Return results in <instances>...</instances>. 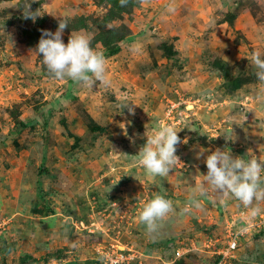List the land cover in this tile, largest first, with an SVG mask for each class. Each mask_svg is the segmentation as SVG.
<instances>
[{
  "label": "rangeland",
  "instance_id": "rangeland-1",
  "mask_svg": "<svg viewBox=\"0 0 264 264\" xmlns=\"http://www.w3.org/2000/svg\"><path fill=\"white\" fill-rule=\"evenodd\" d=\"M28 4L35 21L24 18ZM111 8L0 0V264H105L128 248L139 254L131 264H214L236 232L224 264H264V200L251 216L231 195L197 191L202 148L264 162V92L251 67L254 51L264 58V0H129L106 21ZM59 20L65 44L81 33L103 54L109 86L55 80L30 53L34 27L55 33ZM107 46L121 50L107 56ZM163 126L187 143L176 145L181 164L154 177L134 156L146 128ZM155 193L174 211L149 234L139 212ZM190 197L199 209L185 211ZM178 249L191 250L176 259Z\"/></svg>",
  "mask_w": 264,
  "mask_h": 264
},
{
  "label": "clouds",
  "instance_id": "clouds-1",
  "mask_svg": "<svg viewBox=\"0 0 264 264\" xmlns=\"http://www.w3.org/2000/svg\"><path fill=\"white\" fill-rule=\"evenodd\" d=\"M128 0H120L121 6H126ZM167 12H174L175 7L170 3L166 7ZM25 19L35 21L38 10L31 11V4L26 5L23 12ZM67 28L64 20H59L55 33L41 30V38L37 47L30 50V53L37 57L42 54L41 62L46 67L51 78L55 80L69 79L74 83L91 88L99 82L104 86H109L110 81L106 76L105 57L102 53L90 47V41L86 35L81 33H71L68 43L63 42V33ZM47 37V38H46ZM134 51V48H130ZM251 67L258 82L261 92H264V58L260 51H254L251 55ZM260 98V97H258ZM129 104L123 108L128 107ZM134 105V104H133ZM129 114L134 115V109L128 107ZM123 129L125 128L124 124ZM146 128V127H145ZM173 127L163 126L156 131L150 132L147 128L144 133L146 143L139 149L137 163L143 167L147 174L164 177L180 163V158L175 154L176 145L187 143V139L181 141L178 133ZM251 150H249L250 152ZM206 152L211 154L206 155ZM204 156V163L207 167L206 175H200L203 179L197 191L201 196L208 194L209 188L218 196H233L249 209L251 216H256L260 209L253 207V201L264 200V179L261 172L264 171V162L257 157L244 159L233 157L231 153L217 148L200 149L197 159ZM200 201L190 197L185 206V211L189 208H200ZM173 202L158 193L149 199L139 212V220L146 225L149 234L155 233L158 229V221L163 220L170 212H173Z\"/></svg>",
  "mask_w": 264,
  "mask_h": 264
},
{
  "label": "built area",
  "instance_id": "built-area-1",
  "mask_svg": "<svg viewBox=\"0 0 264 264\" xmlns=\"http://www.w3.org/2000/svg\"><path fill=\"white\" fill-rule=\"evenodd\" d=\"M240 233H233L230 236V241L227 244V247L224 250L217 252L220 260L217 264H224L227 262L228 258L231 257V254L237 249L239 242ZM191 249H178L176 254V259L183 258L187 252ZM114 254V257L110 258L109 255H105L104 263L105 264H131L133 261L139 258L138 251L135 252L134 248L128 249H119Z\"/></svg>",
  "mask_w": 264,
  "mask_h": 264
},
{
  "label": "trees",
  "instance_id": "trees-1",
  "mask_svg": "<svg viewBox=\"0 0 264 264\" xmlns=\"http://www.w3.org/2000/svg\"><path fill=\"white\" fill-rule=\"evenodd\" d=\"M109 3L111 4L112 8L106 17V21H112L116 18L121 17V15L123 14V10H124L125 6H123V7L121 6L120 0H109ZM130 3H131V1H130ZM82 26H86L84 24V19L81 20L80 27H82ZM39 30L37 31V29L34 27V32L32 34H29L30 38H28L29 32H28L27 28L23 29L24 35L27 36V38L29 39V41H28L29 46H34V44L38 45L41 36H37L36 34L39 32ZM32 31H33V29H32ZM120 50L121 49L119 46L115 47V48H112L111 46H107V48H106L107 54L106 55L107 56H114V55L118 54L120 52ZM215 64L222 71L224 77H226V78L230 77V70L226 64L217 63V62H215ZM232 86H233V88H239L240 79L233 80ZM219 260H220V257L218 256L214 264H217L219 262Z\"/></svg>",
  "mask_w": 264,
  "mask_h": 264
}]
</instances>
